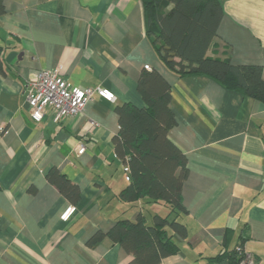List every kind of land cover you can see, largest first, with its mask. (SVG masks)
I'll return each mask as SVG.
<instances>
[{"label":"crops","instance_id":"1","mask_svg":"<svg viewBox=\"0 0 264 264\" xmlns=\"http://www.w3.org/2000/svg\"><path fill=\"white\" fill-rule=\"evenodd\" d=\"M0 264H130L107 232L119 219L151 223L166 206L148 197L125 201L128 184L113 136L116 106L145 102L137 81L155 69L170 85L175 124L168 138L186 155L182 185L186 237L158 264H202L242 242L264 264V102L210 77L166 69L144 28L140 0H1ZM223 15L206 54L257 64L264 74V0H219ZM58 68L71 85L102 86L84 110L34 122L28 84ZM85 147L77 153L78 144ZM69 183L60 187L47 173Z\"/></svg>","mask_w":264,"mask_h":264},{"label":"trees","instance_id":"2","mask_svg":"<svg viewBox=\"0 0 264 264\" xmlns=\"http://www.w3.org/2000/svg\"><path fill=\"white\" fill-rule=\"evenodd\" d=\"M145 34L163 66L179 77L203 75L228 90L264 102L263 67L234 64L228 57L206 54L223 15L219 0H140ZM3 12L0 0V13ZM137 90L145 106L130 103L116 106L119 130L113 136L117 156L129 168V184L120 192L125 201L148 197L166 206L164 214L154 213L151 223L139 215L134 221L119 219L107 232L132 255L130 264H158L163 257L179 251L176 235L186 237L187 229L178 217L187 210L182 202V185L188 175L186 155L169 138L175 124L168 102L170 85L155 70L144 69ZM60 190L69 183L57 171L47 173ZM68 186V185H67ZM242 242L205 256L202 264H240Z\"/></svg>","mask_w":264,"mask_h":264},{"label":"built area","instance_id":"3","mask_svg":"<svg viewBox=\"0 0 264 264\" xmlns=\"http://www.w3.org/2000/svg\"><path fill=\"white\" fill-rule=\"evenodd\" d=\"M144 67L149 68L148 65ZM95 94L108 101L115 99L114 93L106 87L73 86L59 74L58 68L40 69L28 84L29 115L34 122H40L46 115H49L53 122H60L66 117L80 114ZM84 149V145L80 143L76 152L80 154ZM123 170L125 178L129 180L128 166L124 165ZM240 264H255V259L244 250Z\"/></svg>","mask_w":264,"mask_h":264}]
</instances>
